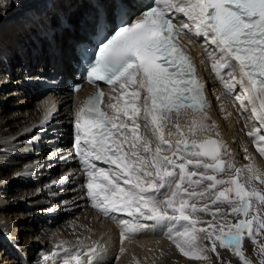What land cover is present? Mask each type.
<instances>
[{"label": "snow or ice", "instance_id": "snow-or-ice-1", "mask_svg": "<svg viewBox=\"0 0 264 264\" xmlns=\"http://www.w3.org/2000/svg\"><path fill=\"white\" fill-rule=\"evenodd\" d=\"M111 2L116 7L104 13L108 34L87 78L111 86L113 114L101 108L105 93L98 89L83 102L74 124L92 206L116 220L121 243L159 227L171 229L169 239L186 257L208 259L209 249L202 246L207 240L212 252L219 245L251 264L242 243L247 238L256 244L264 236V190L256 186H264V172L254 163L236 167L226 159L231 154L221 140L195 139L218 126L208 123L203 85L179 38L205 39L212 71L225 92L233 96L239 88L233 98L253 122L247 135L264 157V0H152L132 22L129 0ZM185 110L194 114L186 129L179 122ZM57 248L45 262L100 264L103 254L99 246ZM259 251L264 254V244Z\"/></svg>", "mask_w": 264, "mask_h": 264}, {"label": "bare ground", "instance_id": "bare-ground-1", "mask_svg": "<svg viewBox=\"0 0 264 264\" xmlns=\"http://www.w3.org/2000/svg\"><path fill=\"white\" fill-rule=\"evenodd\" d=\"M96 3L112 8L111 0H0V264H53L52 260L45 262V250L57 251L55 247L61 244L74 251L99 246L103 249L100 264H202L183 259L177 249H167L169 243L162 239L166 229L159 227L145 229L121 243L116 220L101 218L93 208L82 157L77 156L72 117L85 91L70 95L56 85L55 94L41 86V79L52 69L57 75H71L68 60L73 56V44L90 30ZM64 19L69 26H63ZM182 39L190 41L199 77L206 86L208 123L218 126L195 139L221 140L231 154L226 159L236 167L250 163L257 167L263 157L256 145H244L253 122L233 98L239 88L233 96L225 92L212 71L205 51L212 49L204 38L185 34ZM44 62L51 65L48 70L41 65ZM193 118L194 114L184 112L179 122L186 129ZM195 118L199 119L198 113ZM13 195L14 201L5 200ZM25 206L35 209L23 211ZM33 214L36 217L28 223L26 216ZM251 260L261 264L264 255ZM56 264H63L62 259L56 258Z\"/></svg>", "mask_w": 264, "mask_h": 264}, {"label": "rangeland", "instance_id": "rangeland-1", "mask_svg": "<svg viewBox=\"0 0 264 264\" xmlns=\"http://www.w3.org/2000/svg\"><path fill=\"white\" fill-rule=\"evenodd\" d=\"M200 55H202V52L200 53ZM9 88H6L5 90H8ZM231 107H233L232 109H233V111H235L236 105L235 106H231ZM239 118L241 119V116ZM244 135H246L245 131H244ZM246 137H248V138L245 140L246 142H244V145H245V143H246V146L249 145V147L255 145L253 143V141H252L253 138L249 137L248 135H246ZM246 156L247 155L245 154L243 157L245 158ZM257 168L261 172H264V157L260 159V164H258ZM46 179H49V178H46ZM35 184L36 183H33L32 185H30V187L31 186H34ZM256 186L257 187H261L262 190H264V186H260L258 184V182H257ZM5 200L14 201L15 200V195H13L11 198L10 197H6ZM34 209H32L30 207L27 208L26 206L24 208H22L23 211H30V210H34ZM96 212H98V211H96ZM35 214L30 215V216H26L27 220L29 221L28 223L32 222V219H34L36 217L37 214L36 215ZM199 218L201 220H210L211 219L210 216H204V215H201ZM229 219L232 220L233 223H235V221H236V217H233V216H230ZM25 223L26 222H24L23 224H25ZM169 231H171V229H167V231L165 232L167 236H166V238H162V239L167 240V242L169 243L166 246L167 249H169L170 251H173V250H176L177 248H176L175 244L173 243V241H170V239L168 240V233H169ZM38 238H40V236ZM261 244H264V236L257 237V243L256 244H253L251 240H249V239L246 238L243 241V243H242V250H243V252L245 254V257L248 255L249 257L252 256L251 259L254 258V260H257L258 258H260L261 256H263L264 254H261L260 251H259V246ZM202 246H207L208 249H209L207 251V253H206L208 259H206V260H197V259L185 257V255H183L182 258L185 259V260H188L190 262L193 261V260H195V262L196 261L204 262L202 264H243V262L239 259V257H237L234 254V250L226 249V248H221V247H219V245H217V252L214 253V252H212L210 250V243L207 240L202 241ZM55 249H57V251L60 250L57 247H55ZM50 252H53V251H50L49 250V252H48L47 250H45V255L46 254H49ZM222 252H223V254H222ZM181 255H182V253H181ZM246 259H248L251 262V264H254L250 258L246 257ZM153 264H160V262L157 261V262H154Z\"/></svg>", "mask_w": 264, "mask_h": 264}]
</instances>
